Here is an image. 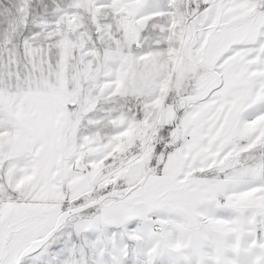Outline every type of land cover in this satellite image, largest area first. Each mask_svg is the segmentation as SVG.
Wrapping results in <instances>:
<instances>
[{"label":"snow or ice","instance_id":"snow-or-ice-1","mask_svg":"<svg viewBox=\"0 0 264 264\" xmlns=\"http://www.w3.org/2000/svg\"><path fill=\"white\" fill-rule=\"evenodd\" d=\"M0 264H264V0H0Z\"/></svg>","mask_w":264,"mask_h":264}]
</instances>
